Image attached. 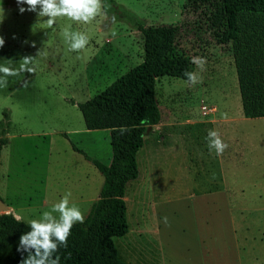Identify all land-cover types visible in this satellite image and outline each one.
<instances>
[{
  "label": "rangeland",
  "instance_id": "rangeland-1",
  "mask_svg": "<svg viewBox=\"0 0 264 264\" xmlns=\"http://www.w3.org/2000/svg\"><path fill=\"white\" fill-rule=\"evenodd\" d=\"M0 16V65L18 68L32 56L35 68L0 87V195L21 221L39 219L68 191L76 206L79 195L98 194L102 175L79 151L107 165L109 130L86 129L77 104L142 60L136 26H173V50L200 82L155 81L160 119L136 152L138 179L125 185L128 233L111 238L116 256L126 264H264V115L246 116L241 92L250 85L245 97L264 95V16L237 14L234 41L220 40V0H104L91 23L61 17L52 28L35 12L21 14L16 0H0ZM69 25L88 37L79 52L64 39ZM193 57L206 60L203 70ZM209 130L228 144L223 154L209 149ZM40 197L47 202L38 205Z\"/></svg>",
  "mask_w": 264,
  "mask_h": 264
},
{
  "label": "trees",
  "instance_id": "trees-1",
  "mask_svg": "<svg viewBox=\"0 0 264 264\" xmlns=\"http://www.w3.org/2000/svg\"><path fill=\"white\" fill-rule=\"evenodd\" d=\"M220 2L226 21L221 41L237 39V14L247 12L264 16V0ZM136 28L143 37L142 60L77 104L86 129L109 130L111 157L105 165L79 151L100 172L102 183L98 198L92 202L84 223L73 225L68 247H60L55 254L60 257L59 264H126L116 256L111 238L122 236L127 231L122 198L125 185L136 178V152L142 146L149 127L160 119L155 81L163 75L187 79L184 73L189 72V61L173 50L175 28L167 25H138ZM249 87H241L244 114L248 117L264 115V95L260 98L257 93H252L250 98L245 97ZM121 127L128 129L123 135L117 131ZM5 143L1 129L0 149ZM28 231V223L17 220L11 213L0 214V264H20L21 259L27 256L26 252H18L17 246L21 234Z\"/></svg>",
  "mask_w": 264,
  "mask_h": 264
},
{
  "label": "clouds",
  "instance_id": "clouds-1",
  "mask_svg": "<svg viewBox=\"0 0 264 264\" xmlns=\"http://www.w3.org/2000/svg\"><path fill=\"white\" fill-rule=\"evenodd\" d=\"M16 2L21 14L29 11L35 12L38 18H47L49 28L56 24L57 18L67 17L75 23L89 24L101 14V0H16ZM23 5H27V8ZM112 20L115 22V16ZM2 21L3 16H0V23ZM70 29L71 25L64 30V39L70 51L79 52L88 44V37L83 32ZM112 35H116L115 31ZM4 44L5 39L0 36V48ZM32 61V56H24L20 59L18 68L0 65V87H7L8 77L34 73L35 68L30 66ZM192 62L203 70L206 60L202 57H193ZM184 75L193 85L200 82L196 73L185 71ZM223 118L227 119V113L223 114ZM117 131L123 135L128 129L121 127ZM206 139L209 149H214L217 155L223 154L228 148V144L216 130H209ZM71 196L70 191L66 192L59 201L52 203L50 210L44 211L39 219L28 221L30 231L21 234L17 246L18 252L27 253L20 264H59L60 257L55 254L60 247L65 249L68 247V237L71 235L73 225L82 224L85 219L79 207L70 204ZM16 219L20 218L16 217ZM163 222L166 225L170 224L167 216L163 217Z\"/></svg>",
  "mask_w": 264,
  "mask_h": 264
},
{
  "label": "crops",
  "instance_id": "crops-1",
  "mask_svg": "<svg viewBox=\"0 0 264 264\" xmlns=\"http://www.w3.org/2000/svg\"><path fill=\"white\" fill-rule=\"evenodd\" d=\"M84 125V124H83ZM89 130V129H88ZM6 138V137H5ZM6 143H7V138H6ZM6 143L1 147V149H0V152H1V150L6 146ZM82 154V153H81ZM85 154V153H84ZM82 156H83V154H82ZM84 157V156H83ZM87 160V159H86ZM91 163V162H90ZM136 178L138 179V173H137V176H136ZM135 179V178H134ZM133 180V179H132ZM135 184V183H134ZM136 184H137V182H136ZM141 185V184H140ZM99 192V191H98ZM0 194H2V193H0ZM4 195H5V192H4ZM0 198H2L1 197V195H0ZM98 198V194L97 195H95V197L94 198H90V197H87L86 199H85V197H82V195H79V197H78V200H77V206L79 207V209H81V207H83L82 208V213L84 214V217L87 215V213H88V211H89V208H90V206H91V204H92V202L93 201H95L96 199ZM123 200H124V203H126V201H127V195H126V192H124V195H123ZM2 201L7 205V207H8V210L6 211L7 213H11L15 218L16 217H19L20 218V215L15 211V209H13L12 208V206L10 205V203H8L7 201H5L4 199H2ZM25 201V203H26V205H27V199H25L24 200ZM28 201H30V199L28 198ZM37 201H38V205L39 204H45L46 202H47V200L45 199V198H43V197H40L39 199H37ZM133 214H134V218H135V213L133 212ZM125 215H126V207H125ZM141 218H140V220L142 219V214H141V216H140ZM21 220V219H20ZM139 221H136L135 222V224L136 223H138ZM26 223V222H25ZM127 233H128V228H127V231H126V233L124 234V235H127ZM124 235H122V236H124Z\"/></svg>",
  "mask_w": 264,
  "mask_h": 264
},
{
  "label": "water",
  "instance_id": "water-1",
  "mask_svg": "<svg viewBox=\"0 0 264 264\" xmlns=\"http://www.w3.org/2000/svg\"><path fill=\"white\" fill-rule=\"evenodd\" d=\"M8 210L7 205L2 201L0 198V214L1 213H7L6 211Z\"/></svg>",
  "mask_w": 264,
  "mask_h": 264
}]
</instances>
